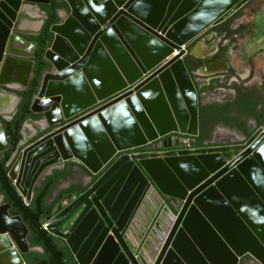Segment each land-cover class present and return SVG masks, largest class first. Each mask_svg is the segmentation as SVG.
I'll list each match as a JSON object with an SVG mask.
<instances>
[{"label":"water","instance_id":"obj_1","mask_svg":"<svg viewBox=\"0 0 264 264\" xmlns=\"http://www.w3.org/2000/svg\"><path fill=\"white\" fill-rule=\"evenodd\" d=\"M60 1L68 13H59L50 46L35 59L36 44L19 29L33 5L49 0H0V94L26 90L33 77L11 144L0 123V197L7 200L0 204V264H26L29 227L53 264L64 262L49 236L62 241L75 264H264V125L227 149L180 151L171 136L162 147L171 153L132 154L152 151L148 145L171 134L198 137V89L184 47L252 0H223L225 6L216 5L220 0H75L79 14L69 0ZM208 11L215 15L192 28ZM69 24L74 38L60 36ZM110 38L122 46L123 63L112 59ZM100 64L112 78L97 89L90 71ZM10 67L24 68L23 78L6 79ZM77 78L90 98L68 112L53 87ZM156 106L165 116L154 115ZM116 111L114 120L138 143L111 142L108 118ZM28 113L37 120L18 131ZM0 119H10L7 111ZM26 124L33 126L30 136ZM67 162L82 165L89 181L58 214L34 216L28 207L34 188Z\"/></svg>","mask_w":264,"mask_h":264},{"label":"crops","instance_id":"obj_2","mask_svg":"<svg viewBox=\"0 0 264 264\" xmlns=\"http://www.w3.org/2000/svg\"><path fill=\"white\" fill-rule=\"evenodd\" d=\"M256 3L260 9L264 5V0H258ZM44 21L40 9L33 7L26 12L22 26L24 31L37 33ZM207 42L209 44V39ZM252 48L257 53H247L246 57L243 56V58H238L237 55H231L230 53L187 54L188 57H193L195 60L203 59L204 66L202 68L197 71L189 68L188 71L197 79L205 82V95H211V98H220L213 100L211 104L199 105L198 137L195 149H227L241 145L250 130H257L264 125V109L261 103L244 99L242 93V85L245 84L247 77L250 75H253V83L257 89L259 85L264 83V50L255 42H253ZM250 57L253 60L249 63ZM3 90L5 93L0 94V107L3 108L9 101L14 102L10 108L5 110L10 115L19 106L18 99H15L18 91L7 88ZM207 110L218 111L222 117L213 121L206 131L205 124H202L201 129L200 123L208 120L203 116ZM25 126L30 128V132L33 131L32 125L26 124ZM90 176V173L82 165L67 162L51 171L45 179L48 185L53 181V184H56L52 193L54 197L57 193L69 189L82 188L89 181ZM65 202L60 204L61 207L66 205Z\"/></svg>","mask_w":264,"mask_h":264},{"label":"bare ground","instance_id":"obj_3","mask_svg":"<svg viewBox=\"0 0 264 264\" xmlns=\"http://www.w3.org/2000/svg\"><path fill=\"white\" fill-rule=\"evenodd\" d=\"M29 1L45 2L46 0H29ZM69 1H70L71 5H72L74 11L77 12V14H79V7L76 4L77 2H75V0H69ZM101 2L102 1L99 0V4H101ZM227 3L229 4V2H227ZM227 3L224 4V1L220 0V1H217L216 5L221 6V5L224 4V6H225V5H228ZM216 5L211 7V9H213V11H215L214 7ZM218 6H216V8H218ZM209 11H208L209 14L206 13L202 17L192 21L190 23L192 28L200 26L201 23L204 22L206 19H208L211 16L215 15V14H213L214 12L211 13ZM80 18L82 20L84 17L81 15ZM71 31H72V25L69 24V26L66 27L64 30H59V35L61 36L62 35L61 33H64V34H67L68 36H70V37L72 36V38H74V36L71 34ZM75 34H77V31H75ZM78 37L80 38V34H78ZM208 39L209 38L204 40V42H207ZM106 44H107L108 49L110 50V53L113 54L112 55V57H113L112 59L115 60L116 62L123 63L124 60H122L120 58L122 56L121 55L119 56L117 54V53L120 54L122 46H120V45L118 46V42L114 41L112 38L108 39ZM63 46H64L63 44L62 45L59 44L56 48L53 49L52 53L57 56L59 54V49H63ZM12 47L14 49H16V50L17 49H24L23 50L24 54H26V53L29 54V51L27 49H25V46H22L19 43L12 44ZM178 54H179V52H177L175 50V51H173V53L170 56V58H173V57H175ZM70 59H72V57H70ZM104 66L105 65H101L100 64V66H99L100 68L92 69L90 71L91 78H92L93 83L95 84L97 89H99V87H101V84L109 83L110 79L112 78V73L109 70L106 71L105 70L106 68H103ZM24 74H25V69L24 68L17 69L15 67H10L6 71L5 78L6 79H12V80L13 79L20 80V79L23 78ZM84 85L85 84L82 83L81 78H77V79L73 80L72 82L67 83L66 85L63 84L60 87H53V90L55 92H60V93H62L64 95V97H65V109L68 112H72L73 110L77 109L78 107H80L81 105H83V104H85V103H87L89 101L90 95H87L86 91H88V90H87V88ZM13 103L14 102L9 101L8 103H6V105L3 108L0 107V113L2 111L7 110L8 108H10L13 105ZM155 108H153L154 109L153 110L154 115L159 116V115L163 114L165 116V112H166L165 110H163V112H162V109L160 107L156 106ZM120 113H121V111H116V113H114L113 115L109 116V118H108V119L111 118V121H114V122H110V124H109V128H110L111 134H112L113 138L115 139V140H111V142L112 143H113V141L115 142L114 143L115 147L116 146H118V147L131 146V145H134L135 143H138L141 138L139 139V138H135L133 136H130L129 131H128L129 129L126 130L127 126L126 127L124 126L125 125L124 122L123 123L122 122H116V120H114V118H116V116H118ZM166 121L169 122V120H167V119H166ZM24 133H25L26 136H30V134L32 132H30V128L29 127L25 126ZM79 140H80V137H78V136L74 138V142L77 145L79 144ZM82 152L84 153V151H82ZM84 161H86L89 165L92 164V162H91L89 157H86Z\"/></svg>","mask_w":264,"mask_h":264},{"label":"rangeland","instance_id":"obj_4","mask_svg":"<svg viewBox=\"0 0 264 264\" xmlns=\"http://www.w3.org/2000/svg\"><path fill=\"white\" fill-rule=\"evenodd\" d=\"M257 1L258 0H252L244 7L235 10L236 12L230 18H227L221 24L214 27L217 29L216 31L214 29L212 32L211 28L205 30V32L200 36L201 39L197 42L196 46L203 42L206 38H209L210 44L208 52L230 53L231 55H237L238 58H243V56L246 57L247 53H257L256 50L252 48L253 42L264 50V5L259 9L256 3ZM33 7H35V5H33ZM63 21L64 19L62 18L61 22ZM222 28L225 30H222ZM28 33L34 34L32 31H29ZM191 45L192 44L184 47L187 53L189 50H192V48L188 49ZM252 57L249 58V63L253 60ZM171 136L177 137L180 145V139H191L187 136H178L173 134L163 137L159 139L158 142H155L159 145L156 146V148L153 147L154 149H152L150 156L157 158L160 154L162 155L173 152L174 149L162 148L163 142H166L165 139ZM152 145L153 144L148 146L150 147ZM90 146L91 145H89V147ZM180 147L182 148V145ZM190 149H193L192 146H190Z\"/></svg>","mask_w":264,"mask_h":264},{"label":"trees","instance_id":"obj_5","mask_svg":"<svg viewBox=\"0 0 264 264\" xmlns=\"http://www.w3.org/2000/svg\"><path fill=\"white\" fill-rule=\"evenodd\" d=\"M38 8L40 11L44 14L45 16V21H44V26L42 32L36 36V37H25L24 39L28 42H33L36 44V49L34 51V58L37 59L41 57L46 49L50 46L53 36L49 32V29L51 26L59 24L60 23V18L58 17L59 12H65L68 13L67 6L64 2L60 0H49L47 5H39ZM222 30H225L222 28ZM235 32V31H234ZM46 67V65L42 62L41 63V70H43ZM16 94L23 99V102H21L20 106L18 107V111L16 115L13 118V122L16 121L21 114L23 113V110L25 108L26 104V94L16 92ZM25 119H32V120H37V117L32 116L30 113L24 117L23 120ZM0 123L2 126H4L6 130V137L9 139L10 142H12L13 139V125L10 123H7L0 119ZM20 128V125L18 126V130ZM134 152H144V148H140ZM54 181L48 185V182L42 183V185L37 188L34 191V196L32 198L31 205L29 207V210L32 212L34 216H39L40 218H45L46 215L45 213L48 211V209H51V207L56 204L60 199L62 195L65 194H71V192L66 193V192H61L60 196L58 199L51 205V207H46L45 202L52 196V193L54 191L55 185L53 184ZM2 193L0 189V194ZM73 193V192H72ZM75 194V193H73ZM70 196V195H69ZM49 240L54 247L55 251L58 253L64 264H75L72 256L68 252L65 246L60 245V243H57V241L49 237ZM28 245L30 247H41V243L36 237V234L32 231L29 234L28 237ZM25 263L26 264H53L51 263L50 257L47 255L45 251H43L42 254H34L33 256L26 257L25 258Z\"/></svg>","mask_w":264,"mask_h":264},{"label":"flooded vegetation","instance_id":"obj_6","mask_svg":"<svg viewBox=\"0 0 264 264\" xmlns=\"http://www.w3.org/2000/svg\"><path fill=\"white\" fill-rule=\"evenodd\" d=\"M60 13V12H59ZM59 13H58V15H59ZM44 20H45V18H44ZM43 26H44V23L42 24V26L40 27V29H39V31L37 32V33H34V34H32L31 35V33H28V31H24V28H23V26L19 29V32L21 33V35L22 36H24V38L25 37H29V36H31V37H36V36H38L41 32H42V30H43ZM214 29L215 28H212V32L214 31ZM217 29H215V31H216ZM201 38H198L196 41H194L193 43H192V45L190 46V47H188V49H191L192 48V50H189V52H188V54H190V53H213L212 51L210 52H208V49H209V44H208V42H201L200 44H198L197 46H196V44H197V42L200 40ZM207 39V38H206ZM205 39V40H206ZM217 53V52H216ZM185 65H186V68L187 69H189V68H191V70H193V71H197L198 69H200V68H202L203 66H204V62H203V59L202 58H199V60H195L193 57L191 58V57H188V56H186V58H185ZM199 78V77H198ZM32 80H33V77H31L30 79H29V83H28V88L26 89V90H17L18 92H20V93H24V94H26V101H27V98H28V93H29V88H30V86H31V84H32ZM192 80H193V82H194V86L196 87V89H198V113H199V105H202V104H211L212 102H213V100H215V99H220V98H211L212 96L211 95H208V96H206L205 95V89H206V85H205V82L204 81H202L201 79H197L195 76H193L192 77ZM253 80H254V77H253V75H250L249 77H247V79H246V81H245V84H243L242 85V88H243V90H242V93L244 94V99H246V100H249V101H251V102H260L261 103V105H262V108L264 109V83H263V85H259L258 87V89L256 88V86H255V84L253 83ZM16 97H17V99H18V105L20 106V104H21V102H23V99H21L18 95H15ZM222 100H224L223 98H221ZM245 100V101H246ZM18 106V107H19ZM18 109V108H17ZM17 109H15L12 113H10V115H9V117H10V119H8V120H4V119H2L3 121H5V122H7V123H10V124H14L16 121H12L13 120V118H14V116L16 115V113H17ZM27 115V114H26ZM26 115H25V117H26ZM203 116H205V118L206 119H208L207 121H205L204 123H200V125H201V129H202V124L204 125L205 124V129H206V131H207V128L209 127V125H211L212 124V122L213 121H216L217 120V118H221L222 117V115H221V113L220 112H218V111H212V110H207L206 111V113L205 114H203ZM264 116V115H263ZM7 118H8V116H7ZM24 119V118H23ZM22 119V121L20 122V128H19V130L21 129V126L23 125V123L24 122H26V121H28L29 119H25V120H23ZM36 120H33V122H35ZM18 125V126H19ZM14 127V126H13ZM14 130V129H13ZM18 130V131H19ZM14 132V131H13ZM200 137V136H199ZM197 139V138H196ZM196 139H193V138H191L190 139V146H192V148H193V146H195V147H197V145H196V142H197V140ZM9 140V139H8ZM13 140V139H12ZM210 140H212V139H210ZM10 142V141H9ZM12 142H10V144H11ZM208 143V142H207ZM169 144V142H163V144H162V146L163 145H168ZM209 144V143H208ZM159 144L158 143H155L154 145H152V146H154L155 148H156V146H158ZM178 150H180V151H183V150H185V148H180V149H178ZM192 149H190V150H188V151H191ZM137 154V153H139V154H141V153H144V152H134V153H132V154ZM44 182H46V179L44 178L42 181H40V184L37 186V187H35L34 188V190H33V193H32V198H33V196H34V191L37 189V188H39L41 185H42V183H44ZM81 190H82V188H80V189H75V190H72V189H69V190H66V191H63V192H66V193H69V192H71V194H65V195H62L61 196V199L56 203V204H54L52 207H51V205L58 199V197L60 196V193H57L54 197H53V195L45 202V205H46V207H51V209H48V210H54L56 213H55V215L56 214H58L59 212H61L64 208H66L74 199H76V197L78 196L77 194H79L80 192H81ZM75 193V194H73V193ZM70 195V196H69ZM32 198H31V201H30V204H29V206L28 207H30V205H31V202H32ZM0 199H1V203L0 204H5V203H7V200L5 199V198H1L0 197ZM64 201H66L65 203H66V205H64L63 207H61V203L62 202H64ZM49 216H51V213L49 214ZM37 217H39V216H37ZM48 217V215H46V217L45 218H41V219H46ZM53 217V216H52ZM29 230H30V233L33 231L30 227H29ZM61 232H63L62 230H60ZM34 232V231H33ZM29 233V234H30ZM29 237V236H28ZM49 237H52V238H54L53 236H49ZM56 241H57V243H60V245H63L62 244V241H60L59 239H57V238H54ZM29 246V245H28ZM64 246V245H63ZM29 253L28 254H26L25 256H24V261H25V258L26 257H30V256H33L34 254H42L43 253V250L41 249V247H30L29 246ZM248 262H249V260H248ZM248 262H247V264H248Z\"/></svg>","mask_w":264,"mask_h":264},{"label":"built area","instance_id":"obj_7","mask_svg":"<svg viewBox=\"0 0 264 264\" xmlns=\"http://www.w3.org/2000/svg\"><path fill=\"white\" fill-rule=\"evenodd\" d=\"M180 143H181V145H182V148H185V150H190V140L189 139H184V140H182V139H180ZM149 147V146H148ZM150 147H152V146H150ZM149 147V148H150ZM154 149V148H153ZM132 153H134V152H132ZM144 153H146V154H151L152 153V151L151 150H149V152H147V151H145L144 150ZM136 154V153H135ZM141 154H143V153H141ZM161 155V154H160Z\"/></svg>","mask_w":264,"mask_h":264}]
</instances>
